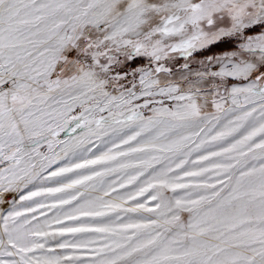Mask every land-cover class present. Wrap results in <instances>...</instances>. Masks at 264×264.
I'll return each instance as SVG.
<instances>
[{
	"label": "snow or ice",
	"instance_id": "snow-or-ice-1",
	"mask_svg": "<svg viewBox=\"0 0 264 264\" xmlns=\"http://www.w3.org/2000/svg\"><path fill=\"white\" fill-rule=\"evenodd\" d=\"M256 28L264 0H0V203L19 196L0 215V264H264V31L209 74L249 81L227 96L197 86L203 73L186 90L158 75L170 52ZM122 54L157 66L114 72ZM68 127L84 134L59 140ZM93 136L112 146L78 156ZM61 155L82 162L51 171Z\"/></svg>",
	"mask_w": 264,
	"mask_h": 264
},
{
	"label": "rangeland",
	"instance_id": "rangeland-1",
	"mask_svg": "<svg viewBox=\"0 0 264 264\" xmlns=\"http://www.w3.org/2000/svg\"><path fill=\"white\" fill-rule=\"evenodd\" d=\"M221 27H227L228 22L224 21L221 25ZM260 31H264V29L256 28L253 31H249L244 33L243 35L240 34H233L231 36H222L219 39H217L215 42L211 44H207L204 47H197L195 51L192 52L191 56H183L179 52H170L168 56L165 59H162L159 64H162L164 68L168 69L169 72L167 73H159V78L161 79V83H167V82H174L177 84H180L182 89L186 90L188 88V82L196 83L199 80V77L197 76V73H203L204 78L203 80H200L199 84L197 86L202 87L203 90L207 91L209 90L212 85L214 84H220L219 92L221 95L227 96V91L232 88V86L236 87H243L245 86L249 81L244 80L243 78H233V77H225L223 79L216 77L212 78L209 74L214 72H219L221 70V67L228 64L230 59H233L231 54L232 53H239L240 52V45L244 42L246 36H252L257 35ZM212 58V59H210ZM241 57L237 56L236 59H240ZM251 58V57H249ZM120 64L114 65V72L115 71H121L122 74L124 72H127L131 74L132 72L136 71L137 69H155L157 66V62L153 61L148 55L140 54L135 55L131 60L126 59L124 55L122 54L119 57ZM187 65V67H185ZM186 78V79H185ZM132 76L129 75L127 80L123 81L126 85L129 84V81H132ZM135 82L137 84V91L139 90V73H137ZM144 97H141L140 100L136 101L135 103L143 104ZM156 99H160V97H156ZM166 104L171 105L172 102L165 101ZM226 107H230V103L225 105ZM211 111V109H209ZM145 115H151V112L148 109H144ZM106 115V113H105ZM74 127V125H73ZM84 133L81 132V130L77 129L75 133L72 132L71 127L65 128L64 131L60 133L59 140L65 141V140H75L78 139L80 136H82ZM109 137H101L97 138L95 136L91 137L88 141L85 143V147L87 149H90V151H86L83 153H78V156L83 158L92 159L95 158V156L101 155L103 152H106L109 147H111V143L109 142ZM119 141H117L118 143ZM72 159L73 162H82L80 159L76 158H65L63 155L59 159H57L56 163L51 166V171H55L59 167H64L67 165L68 160ZM97 171L100 169L97 167ZM81 174L87 175L89 174L87 170H77ZM131 172V170H128ZM47 175V173H45ZM71 178L75 179L77 178L72 173L67 174ZM105 179L112 183L113 181H116L117 179H120L121 182H123V179H126V177H118L116 174H111L108 177H105ZM67 182V181H63ZM56 185L51 182H48L46 186ZM31 189V186L29 188ZM34 190V189H33ZM83 192H91L90 189H81ZM126 190H120L121 194H124ZM127 191H135V188L133 186H128ZM93 197L96 195H103L102 192H96L92 193ZM13 199H16L19 201V196L17 193H9L5 196V202L0 203V215L4 214V210L11 207V201ZM105 199H109V197H106ZM111 199H115V197H111ZM54 201L51 199L44 200L43 203L45 204H52ZM141 202H143V199H141ZM83 203V201H81ZM34 206V205H33ZM73 206H75V201L73 202ZM126 207L133 206L131 203L125 205ZM22 210V209H20ZM72 208L70 206H64L63 211H71ZM43 211L45 215H41L40 212ZM37 217V221L39 223H44L45 219L51 221L53 217L56 215V209H49L45 208L42 210H37L35 213ZM109 216L112 217L111 220L103 219L101 222H104L106 224H112L115 221V214L114 213H108ZM128 216L131 219H136L134 214H126L121 212V217ZM61 218H63V215L61 213ZM29 219H31V216H29ZM84 222L85 226H97L96 223H93V221L90 218H81ZM100 220V218H97ZM124 222H128L127 219L124 220ZM65 223L68 226L73 227H79L81 226L78 223H69L65 221ZM0 227H2V223H0ZM68 239H71L69 236ZM61 251L62 250H58ZM85 264H88V260L90 257L88 256H82L81 257Z\"/></svg>",
	"mask_w": 264,
	"mask_h": 264
},
{
	"label": "bare ground",
	"instance_id": "bare-ground-1",
	"mask_svg": "<svg viewBox=\"0 0 264 264\" xmlns=\"http://www.w3.org/2000/svg\"><path fill=\"white\" fill-rule=\"evenodd\" d=\"M233 87V86H232ZM56 185H51V187H55ZM33 190V189H32ZM102 223H104V222H102ZM97 226H99V224H97Z\"/></svg>",
	"mask_w": 264,
	"mask_h": 264
}]
</instances>
